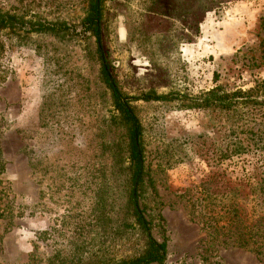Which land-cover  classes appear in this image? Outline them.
<instances>
[{
	"label": "rangeland",
	"instance_id": "rangeland-1",
	"mask_svg": "<svg viewBox=\"0 0 264 264\" xmlns=\"http://www.w3.org/2000/svg\"><path fill=\"white\" fill-rule=\"evenodd\" d=\"M86 8L87 0H0L2 13L63 22L74 33L58 40L0 30V264H95L99 255L130 253L136 242L76 231L92 222L97 168L109 163L98 156L96 135L109 134L104 122L113 112L94 39L82 33ZM103 14L102 45L128 94L194 97L264 81V0H107ZM187 103H135L162 217L153 235L167 241L162 264H264L213 242L202 225L221 215L222 194L264 188V112ZM234 145L239 154L224 159Z\"/></svg>",
	"mask_w": 264,
	"mask_h": 264
},
{
	"label": "trees",
	"instance_id": "trees-1",
	"mask_svg": "<svg viewBox=\"0 0 264 264\" xmlns=\"http://www.w3.org/2000/svg\"><path fill=\"white\" fill-rule=\"evenodd\" d=\"M106 1L87 0V8L80 25L82 33L89 34L86 38L94 39L93 53L98 64L100 87L103 88V94L108 95L109 103L113 107L112 115L104 122L107 123V128L104 129L109 134L105 136L102 128L96 135L98 156L108 158L109 163L105 167L100 165L97 168V190L91 191L95 199L90 208L92 222L79 224L76 231L79 237L97 229L98 235L108 237L116 243L132 239L136 241L130 253L105 260L99 255L95 264H162L166 257L167 241L165 238L159 241L153 235V228L157 226L154 223L155 217L159 220L162 217L159 214L154 181L145 163L143 128L136 114L135 103L181 102L187 99L188 103L182 105L187 109H212L234 114L244 110L245 114H249L251 110L264 112V81H259L254 87L244 91H226L216 86L194 97L180 96L176 92L156 94L148 91L135 95L126 93L113 75L102 45ZM5 29L22 31L25 35H51L58 40L72 39L74 35L63 22L25 20L23 16L0 12V30ZM25 152L30 154L31 150ZM226 152L224 159L238 155L240 147L234 145ZM44 158L45 156L42 160ZM28 159L32 166L30 155ZM89 185L91 183L85 180L81 187L86 190ZM222 195L225 196V203L221 207V215L212 213L210 221H213L202 224L210 239L224 246L233 245L245 249L264 258V188L243 196L236 192ZM211 196L213 194L207 195V198ZM87 246L85 242L81 243V250ZM103 251L106 252L107 249ZM56 264L67 262L62 259Z\"/></svg>",
	"mask_w": 264,
	"mask_h": 264
}]
</instances>
